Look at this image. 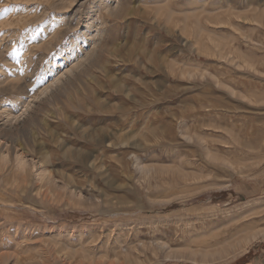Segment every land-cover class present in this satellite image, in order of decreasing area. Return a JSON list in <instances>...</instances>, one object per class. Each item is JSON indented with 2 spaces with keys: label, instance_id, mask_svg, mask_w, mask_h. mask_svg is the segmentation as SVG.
<instances>
[{
  "label": "rangeland",
  "instance_id": "1",
  "mask_svg": "<svg viewBox=\"0 0 264 264\" xmlns=\"http://www.w3.org/2000/svg\"><path fill=\"white\" fill-rule=\"evenodd\" d=\"M263 232L264 0H0V264H264Z\"/></svg>",
  "mask_w": 264,
  "mask_h": 264
},
{
  "label": "bare ground",
  "instance_id": "2",
  "mask_svg": "<svg viewBox=\"0 0 264 264\" xmlns=\"http://www.w3.org/2000/svg\"><path fill=\"white\" fill-rule=\"evenodd\" d=\"M19 104H20V103H19ZM22 104H23V103H22ZM19 106H20V105H19ZM21 106H22V105H21ZM23 106H24V105H23ZM26 108H27V107H26ZM23 111H24V110H23ZM21 113H23V112H21ZM15 115H16V114H15ZM16 116H17V115H16ZM16 116H15V118H18V117H16ZM19 116H21V114H20ZM11 117H12V116H11ZM7 119H9V117H8ZM7 119H6V120H7ZM19 119H20V117H19ZM19 119H18V120H19ZM6 120H5V121H6ZM12 120H13V117H12ZM18 120H16V121H18ZM13 121H14V120H13ZM1 124H2V123H1ZM5 124H6V123H5ZM12 124H13V123H12ZM2 125H3V124H2ZM2 127H3V126H2ZM7 127L10 128L9 126H7ZM7 127H6V128H7ZM11 127H12V126H11ZM4 131H5V130H4ZM7 131H8V130H7ZM5 132H6V131H5ZM8 132H9V131H8ZM6 142H7V141H6ZM7 147H8V146H7ZM3 148H4V147H3ZM256 234H257V233H256ZM263 234H264V232H263ZM256 236H257V235H256ZM248 237H249V236H248ZM250 240H251V239H250ZM248 243H250V242H248ZM242 244H243V243H242ZM238 245H240V244H238ZM244 246H245V245H244ZM244 246H243V247H244ZM247 246H248V245H247ZM239 247H240V246H239ZM244 248H245V247H244ZM222 249H223V248H222ZM236 249H237V248H236ZM241 249H242V248H241ZM190 250H191V249H189V252L191 253L192 251H190ZM218 250H219V249H218ZM218 250H217V251H218ZM194 251H195V250H194ZM217 251H216V252H217ZM220 251H221V249H220ZM197 252H199V251H197ZM206 252H207V251H206ZM208 252H210V251H208ZM225 252H226V251H225ZM225 252H224V253H225ZM193 253H194V252H193ZM211 253H212V252H210V254H211ZM173 254H174V253H173ZM204 254H205V253H204ZM212 254H213V253H212ZM199 255H203V254H199ZM219 255H220V254H219ZM194 256H196V252H195ZM206 256L208 257V255H206ZM207 257H206L205 259H208ZM211 257H212V256H211ZM218 257H220V256H218ZM197 258H198V257H197ZM213 258H214V256H213ZM193 259H195V257H194Z\"/></svg>",
  "mask_w": 264,
  "mask_h": 264
},
{
  "label": "snow or ice",
  "instance_id": "3",
  "mask_svg": "<svg viewBox=\"0 0 264 264\" xmlns=\"http://www.w3.org/2000/svg\"><path fill=\"white\" fill-rule=\"evenodd\" d=\"M9 11H11V8H5V9L3 10L4 13H7V12H9Z\"/></svg>",
  "mask_w": 264,
  "mask_h": 264
},
{
  "label": "crops",
  "instance_id": "4",
  "mask_svg": "<svg viewBox=\"0 0 264 264\" xmlns=\"http://www.w3.org/2000/svg\"><path fill=\"white\" fill-rule=\"evenodd\" d=\"M237 264V263H236Z\"/></svg>",
  "mask_w": 264,
  "mask_h": 264
}]
</instances>
